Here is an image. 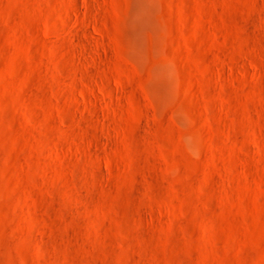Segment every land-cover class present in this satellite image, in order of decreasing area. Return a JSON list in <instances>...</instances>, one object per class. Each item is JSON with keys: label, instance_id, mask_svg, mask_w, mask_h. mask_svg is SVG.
I'll return each instance as SVG.
<instances>
[{"label": "rangeland", "instance_id": "1", "mask_svg": "<svg viewBox=\"0 0 264 264\" xmlns=\"http://www.w3.org/2000/svg\"><path fill=\"white\" fill-rule=\"evenodd\" d=\"M0 264H264V0H0Z\"/></svg>", "mask_w": 264, "mask_h": 264}, {"label": "bare ground", "instance_id": "2", "mask_svg": "<svg viewBox=\"0 0 264 264\" xmlns=\"http://www.w3.org/2000/svg\"><path fill=\"white\" fill-rule=\"evenodd\" d=\"M20 106H21V107H23V105H22V104H20Z\"/></svg>", "mask_w": 264, "mask_h": 264}]
</instances>
